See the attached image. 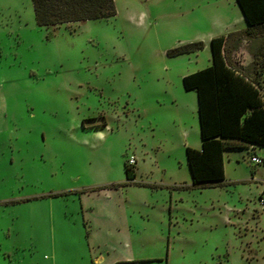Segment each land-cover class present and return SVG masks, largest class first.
Returning a JSON list of instances; mask_svg holds the SVG:
<instances>
[{
	"label": "rangeland",
	"instance_id": "1",
	"mask_svg": "<svg viewBox=\"0 0 264 264\" xmlns=\"http://www.w3.org/2000/svg\"><path fill=\"white\" fill-rule=\"evenodd\" d=\"M114 3L39 27L31 0H0V264H264V147L261 164L227 153L218 187L186 166L201 141L182 78L209 67L234 0Z\"/></svg>",
	"mask_w": 264,
	"mask_h": 264
},
{
	"label": "trees",
	"instance_id": "2",
	"mask_svg": "<svg viewBox=\"0 0 264 264\" xmlns=\"http://www.w3.org/2000/svg\"><path fill=\"white\" fill-rule=\"evenodd\" d=\"M39 27L82 23L116 15L114 0H31ZM247 28L210 41L209 67L185 75V91L197 95L201 149L186 147V161L194 188L222 185L224 151L247 145L264 147V0H236ZM249 43L251 61L236 67L232 53ZM203 49L194 42L168 52L189 54ZM127 180L134 169L125 163Z\"/></svg>",
	"mask_w": 264,
	"mask_h": 264
},
{
	"label": "crops",
	"instance_id": "3",
	"mask_svg": "<svg viewBox=\"0 0 264 264\" xmlns=\"http://www.w3.org/2000/svg\"><path fill=\"white\" fill-rule=\"evenodd\" d=\"M234 3H235V5L238 7V11L235 13V16H234V18H232V19H229L228 21H227V23L223 26V25H221V27L220 26H216V31H215V33H213L212 35H210V37H209V39H210V41L213 39V38H217V37H221V36H225V35H227L228 33H231V32H239V31H243V30H245L246 28H247V22H246V20H245V18H244V15H243V13H242V11H241V9H240V7H239V5H238V3H237V1L236 0H234ZM217 27H219V28H217ZM209 41V42H210ZM243 45H249V43L247 42V41H245V42H243ZM247 52V53H246ZM247 54V55H246ZM246 57H248L247 58V60L245 59V60H243L242 62V64H240L243 68H245V67H247V65L250 63V61H251V59H252V57H251V53H250V51H245V54H244ZM244 56V57H245ZM189 92V91H188ZM198 129H199V126H198ZM200 141H201V139H200ZM192 147V146H191ZM193 148L194 149H197V150H200L201 149V142H200V144H196V145H194L193 146ZM248 148H251L254 152H255V148H262V147H257V146H253V145H247L246 147H243L242 149H231V150H226V151H224V154H223V156H224V172H225V157H226V154L227 153H235V155L237 154V152L238 151H241V150H243V149H248ZM186 149V148H185ZM228 156H229V159L230 158H233L234 160H238V157L236 156V157H230L231 156V154H227ZM254 156H257V154H256V152H255V155ZM185 157H186V154H185ZM258 157V156H257ZM228 159V160H229ZM186 166H187V161H186ZM188 167V166H187ZM189 169V168H188ZM190 172V171H189ZM191 176V175H190ZM191 181H192V179H191ZM224 182V181H223Z\"/></svg>",
	"mask_w": 264,
	"mask_h": 264
},
{
	"label": "built area",
	"instance_id": "4",
	"mask_svg": "<svg viewBox=\"0 0 264 264\" xmlns=\"http://www.w3.org/2000/svg\"><path fill=\"white\" fill-rule=\"evenodd\" d=\"M251 162L254 163V164H261L263 161L257 157V156H252L250 158ZM130 163H132V160L129 161Z\"/></svg>",
	"mask_w": 264,
	"mask_h": 264
}]
</instances>
